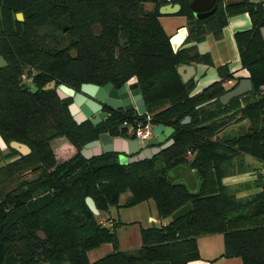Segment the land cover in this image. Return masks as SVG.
I'll use <instances>...</instances> for the list:
<instances>
[{
	"label": "trees",
	"instance_id": "16d2710c",
	"mask_svg": "<svg viewBox=\"0 0 264 264\" xmlns=\"http://www.w3.org/2000/svg\"><path fill=\"white\" fill-rule=\"evenodd\" d=\"M190 1L0 0V56L6 61L0 68V138L8 149L0 150V264H188L200 259L197 238L213 233L223 236V256L264 264V1L216 0L215 12L204 18L194 15ZM166 3H178L186 17L188 33L177 50L159 19ZM245 13L250 28L234 33L241 68L218 66L219 78L194 92L195 81L184 82L177 68L211 66V55L199 52L197 43L209 35L219 40L229 19ZM46 24L63 37L38 35ZM242 69L252 90L222 102ZM132 77L146 113L110 110L96 125L77 123L55 89H43L51 81L76 91L83 83L118 88ZM147 117L154 127L174 130L172 143L151 158L122 164L112 151L81 154L100 134L124 133ZM186 117L189 122L182 124ZM243 120L250 122L243 132L217 138ZM57 137L75 148L64 160L52 146ZM10 141L26 144L30 152L20 154ZM240 154L243 160L236 162ZM189 155L198 179L193 192L167 181ZM251 160L259 167L240 170ZM243 172H256L254 184L224 185V178ZM87 196L98 214L152 200L157 215L168 220L142 227L140 247L120 250L114 227L123 223L108 228L86 206ZM104 243L112 250L89 261L88 251Z\"/></svg>",
	"mask_w": 264,
	"mask_h": 264
},
{
	"label": "water",
	"instance_id": "95a60500",
	"mask_svg": "<svg viewBox=\"0 0 264 264\" xmlns=\"http://www.w3.org/2000/svg\"><path fill=\"white\" fill-rule=\"evenodd\" d=\"M189 7L197 18H204L215 12L217 5L216 0H191ZM180 8L178 3H166L159 7L158 12L160 15L175 14L180 11ZM16 19L22 21V13H16ZM261 33L264 35V27L261 28ZM69 54L72 58H75L77 51L72 49ZM5 66L6 61L0 56V68ZM177 71L184 82L195 73L194 66L192 65H181L177 68ZM43 89H55L60 99L68 106L70 114L77 123L89 120L92 124L96 125L108 117L110 110L122 111L124 113L136 111L139 115L146 113L144 100L135 77H132L118 88L114 87L111 83L103 86L83 83L81 84L80 90L76 91L65 84H58L56 86L55 82L51 81ZM251 90L252 85L250 80L248 78H242L233 89L220 96V100L225 103L230 98L250 92ZM36 91L37 87L31 86V92L35 93ZM187 122H189L188 117L182 121V124ZM124 126V124L121 125V128ZM173 131L171 127L163 124L157 125L153 129V136L150 139L143 141L136 138L134 140L139 144V152L130 158L119 155L120 163L125 164L151 158L172 143V139H169V137ZM111 141L112 137L109 134L102 133L97 139L86 143L81 149V154L88 158L102 152H111ZM132 144L135 145V143ZM9 145L20 154L26 155L30 152L26 144L10 141ZM167 181L169 184L176 181L182 182L189 191H195L198 186V179L192 169V161L189 160L187 164H180L172 168L167 174ZM85 203L94 215L99 213L94 200L90 196L85 198ZM37 234L41 238L45 237L42 231H38Z\"/></svg>",
	"mask_w": 264,
	"mask_h": 264
},
{
	"label": "crops",
	"instance_id": "0c3cea01",
	"mask_svg": "<svg viewBox=\"0 0 264 264\" xmlns=\"http://www.w3.org/2000/svg\"><path fill=\"white\" fill-rule=\"evenodd\" d=\"M227 1L228 3H230L235 1L238 2L239 0H227ZM249 1L259 2L264 0H249ZM178 13L179 12L175 14ZM250 26H251V20L248 14L245 13V14L233 16L232 18L229 19L227 25L222 29V37L219 40L215 39L212 35H209L205 38V39L209 37L213 38L214 44H211V46L209 45L208 47H204L203 45H201V42L203 41L197 43V50L201 53L209 52L213 64L211 66L202 63L189 64L194 66L195 69L194 75H192L187 80L189 81L193 79L195 81L194 92H199L209 83L219 78L217 72L218 66L226 64L230 72L239 70L241 68L239 52L234 40V33L238 30L248 29L250 28ZM187 33L188 31L186 28V30L183 31V33H181V35H179L175 41L173 40V36L170 38L171 46L174 50H177L183 44L187 36ZM262 37H264V35H262ZM246 75H247L246 70L242 69L238 73H236L235 76H241L242 78H245ZM205 78L206 80H203ZM120 129L123 128L120 127ZM111 137H112V141L110 143V146L112 148L111 151L117 153L118 156L123 155L130 158L140 151L139 144H137L134 141L136 138L129 130V128H127V130L124 133H120L118 135ZM132 143H135V145ZM64 148L66 149L65 150L66 152L70 153L68 156H63L62 154H60L61 152L60 150ZM54 152L58 160H64L70 157L75 152V148L67 141L59 145H56L54 147ZM132 208L135 207L134 206L130 207V210ZM111 209L117 210V208H111ZM148 218L151 223L155 221V218L151 215H149ZM122 223L123 224L118 226L119 227L118 229H120V231L116 232V236L118 239V248L120 250H133L140 247L141 230L139 229L136 233L131 232L130 228H132L131 225L132 222H122ZM200 238L202 239L198 241V245H199L198 247L200 250L201 258L190 261L188 264H242L241 259L239 257H226L222 255L224 245H223V236L221 233L206 234L205 236L202 237L200 236ZM111 250H112L111 245L104 243L96 248L89 250L87 253L88 259L89 261H94L102 257L103 255L109 253Z\"/></svg>",
	"mask_w": 264,
	"mask_h": 264
},
{
	"label": "rangeland",
	"instance_id": "374dc122",
	"mask_svg": "<svg viewBox=\"0 0 264 264\" xmlns=\"http://www.w3.org/2000/svg\"><path fill=\"white\" fill-rule=\"evenodd\" d=\"M145 6L147 8H152V4H150V3H146ZM160 18H161L160 19L161 25L163 26L165 32L168 35H170L171 37L173 36L174 41L187 28L186 17L182 14L178 13V14L162 15V16H160ZM36 32L38 35H47V36H50V37L52 36L55 38H62L63 37V33L60 30L56 29L51 24H46L45 26L37 28ZM211 44H214V40L211 37H209V38L203 40V42H201V45H203L204 47H208L209 45L211 46ZM203 80H206V78ZM262 88H264V86H262ZM249 123L250 122L248 120H243L242 122H240L238 124L237 123L230 124L224 130H222L219 133V136L217 138L218 139H224L225 137L232 138L234 136H237L239 133H241L245 129H247ZM169 139H172V134L169 137ZM64 142H67V140L64 137H57L55 140L52 141V146L55 147L56 145H59V144L64 143ZM0 150L2 152L8 151L7 144L5 142H3L1 138H0ZM65 150H66L65 148L61 149L60 154H62L63 156H68L70 153L66 152ZM240 155L234 159V160H236V162L243 160L242 155L241 156ZM191 157H192V155H189L187 159L189 160V158H191ZM245 159H246L245 160L246 162L248 160H249L248 162H250L249 157L246 156ZM186 162H187V160H186ZM251 162H252L251 166L247 167V164H244L242 169H240V170H249V169L254 168V167H259V164L257 161L251 160ZM156 163H158L157 165H159L158 161ZM252 171H254V170H252ZM255 177H256V172H254V173L243 172V173H239L236 175H232L230 177H226L222 181H223L225 186H232L233 187V186L240 184V183L254 184ZM126 196H127V193H123L120 196V202L121 203L124 202ZM134 207L135 208H132L131 210H130V208H125V207L117 208V210L116 209H114V210L110 209L108 211H102L100 214H97L96 216H97L98 220H100L101 222H104L105 225L110 229H112L113 224H116L118 222H132V224H131L132 228H130V231L135 232V233L139 229L141 230L142 227H146L150 224H154L155 226L160 227V226L167 223V220H168L167 217H159L157 215L155 205H154L152 200L141 202ZM149 215H151L155 218V221L153 223L150 222V220L148 218ZM118 228L119 227L117 225L114 227L115 232L120 231V229H118ZM38 231H41V230H38ZM202 236H205V235H201V237ZM200 239H202V238H200V236H199L197 238V245H198V241ZM198 252L200 255L199 247H198ZM200 258H201V256H200ZM41 264H43V263H41Z\"/></svg>",
	"mask_w": 264,
	"mask_h": 264
},
{
	"label": "built area",
	"instance_id": "2783aa9c",
	"mask_svg": "<svg viewBox=\"0 0 264 264\" xmlns=\"http://www.w3.org/2000/svg\"><path fill=\"white\" fill-rule=\"evenodd\" d=\"M231 85V82H228ZM154 126L151 123L149 117L146 118L145 122L138 124L136 127H129L135 138L146 141L153 136Z\"/></svg>",
	"mask_w": 264,
	"mask_h": 264
},
{
	"label": "flooded vegetation",
	"instance_id": "af4514ba",
	"mask_svg": "<svg viewBox=\"0 0 264 264\" xmlns=\"http://www.w3.org/2000/svg\"><path fill=\"white\" fill-rule=\"evenodd\" d=\"M107 110V109H106ZM86 121V120H85ZM83 122V121H82ZM126 127V125L123 127V129Z\"/></svg>",
	"mask_w": 264,
	"mask_h": 264
}]
</instances>
